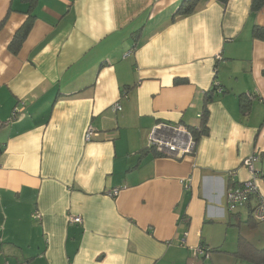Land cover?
Instances as JSON below:
<instances>
[{
  "label": "crops",
  "instance_id": "1",
  "mask_svg": "<svg viewBox=\"0 0 264 264\" xmlns=\"http://www.w3.org/2000/svg\"><path fill=\"white\" fill-rule=\"evenodd\" d=\"M181 1L0 0V264L219 262L191 249L244 209L242 160L264 171V6ZM213 89L192 154L148 149L157 124L197 129Z\"/></svg>",
  "mask_w": 264,
  "mask_h": 264
},
{
  "label": "built area",
  "instance_id": "2",
  "mask_svg": "<svg viewBox=\"0 0 264 264\" xmlns=\"http://www.w3.org/2000/svg\"><path fill=\"white\" fill-rule=\"evenodd\" d=\"M247 97L251 100L253 94L249 93L247 94ZM115 108L120 109L119 104L115 103ZM20 110L21 108L15 107L12 112V117L17 115ZM95 134L94 130L91 127H88L85 131L84 138L88 141L95 136ZM147 147H152L157 151L174 158H181L186 154H192L194 152L195 142L187 128L184 126H171L162 123L157 124L151 129L147 137ZM258 160L259 155L257 153H252L242 160V165L248 171L249 177L242 182L232 183V185L226 190V203L228 211L234 212L237 209L248 207L251 217L255 221H262L264 220V189L260 187L259 181L264 182V171L255 168V164ZM187 182L185 183L186 187H188ZM118 193V188H113L108 191L110 196L117 195ZM32 218L36 221H40V212L35 210L32 213ZM68 220L76 224L82 223V218L77 215H69ZM191 250L195 257H207L209 255V249L202 245L194 247ZM261 264H264V262Z\"/></svg>",
  "mask_w": 264,
  "mask_h": 264
},
{
  "label": "rangeland",
  "instance_id": "3",
  "mask_svg": "<svg viewBox=\"0 0 264 264\" xmlns=\"http://www.w3.org/2000/svg\"><path fill=\"white\" fill-rule=\"evenodd\" d=\"M248 210L245 207L214 231L215 245H210V254L219 258L215 264H258L263 261L264 220L255 221L250 213H246Z\"/></svg>",
  "mask_w": 264,
  "mask_h": 264
},
{
  "label": "trees",
  "instance_id": "4",
  "mask_svg": "<svg viewBox=\"0 0 264 264\" xmlns=\"http://www.w3.org/2000/svg\"><path fill=\"white\" fill-rule=\"evenodd\" d=\"M200 0H182L179 8L177 10V15H187L190 14L191 12L194 11L197 3ZM222 3H226L227 0H218ZM264 6V0H251L250 1V10L251 12H258L262 7ZM31 20H28L26 22H24V24L14 33L12 40L10 41L8 48L16 53L18 51V49L20 48L23 40L25 39L26 35L28 34L30 28H31ZM252 35L256 38H261L264 39V28L255 25L253 30H252ZM214 89L211 90L210 92L206 93L205 95V99H204V107L202 110V115H201V119H200V124L199 127L197 129L188 127L187 130L189 131V133L191 134L195 144L198 141L199 137L202 135H205L207 133V120H208V112L206 109V105L208 103L209 100H211L212 94L214 93ZM149 150L154 149L152 147H148ZM245 208V207H243ZM250 211V210H249ZM252 218V217H251ZM209 251H211V249H209ZM264 262L260 261L258 264H261Z\"/></svg>",
  "mask_w": 264,
  "mask_h": 264
}]
</instances>
